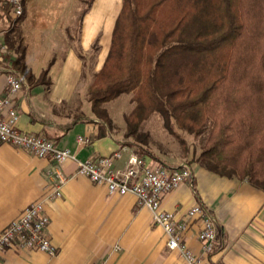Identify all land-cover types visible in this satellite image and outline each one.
I'll use <instances>...</instances> for the list:
<instances>
[{
    "label": "trees",
    "instance_id": "trees-1",
    "mask_svg": "<svg viewBox=\"0 0 264 264\" xmlns=\"http://www.w3.org/2000/svg\"><path fill=\"white\" fill-rule=\"evenodd\" d=\"M24 17L13 19L0 5V23L11 22L2 65L31 92L48 81L47 71L36 80L11 55L10 32ZM95 77L91 110L107 127L112 120L104 105L134 94L129 136L157 114L173 135L175 126L206 135L190 165L264 191V0H123L107 60ZM138 155L158 161L150 151Z\"/></svg>",
    "mask_w": 264,
    "mask_h": 264
},
{
    "label": "crops",
    "instance_id": "crops-1",
    "mask_svg": "<svg viewBox=\"0 0 264 264\" xmlns=\"http://www.w3.org/2000/svg\"><path fill=\"white\" fill-rule=\"evenodd\" d=\"M90 7L75 21L84 54H90L99 40L98 34L92 35L88 31ZM27 14L28 0L21 22ZM75 22L73 19L60 26L63 37L68 40L75 39L74 34L70 35ZM87 35L92 36L86 44ZM69 53L75 55L73 51ZM96 53L101 55L98 48ZM81 55L75 56L77 66L73 70L66 68L62 72L67 71L63 75L67 81H53L54 93L68 94L72 85L84 76L82 64H79L84 56ZM107 57L103 61L101 56L97 57L99 70ZM4 68L0 65L1 93L6 90ZM54 77H62V74L55 73ZM38 89L31 92L23 89L15 98L21 131L56 140L59 148L71 150L80 160L109 156L125 149L116 167L127 166L135 152L110 134L107 125L97 118H86L73 124L76 120L46 115L36 108ZM70 125L72 128L64 134L63 129ZM79 137L87 143L80 144ZM144 157L149 164L159 163L149 156ZM191 166L192 181L166 194L162 200L163 210L175 213L180 220L185 219L189 209L196 204L210 210L216 223L217 240L209 264H264V191L248 181L220 176L196 163ZM57 172L66 178L61 188L62 197L45 202L51 220L47 233L57 248L56 255L10 249L0 253V264H186L167 248L164 231L153 224L151 211L140 207L135 196L109 194L106 186L78 175L73 160L57 164L50 158H38L3 143H0V233L30 204L43 201L55 189ZM200 228L201 223L196 220L185 235L187 245L198 255L202 251L197 237Z\"/></svg>",
    "mask_w": 264,
    "mask_h": 264
},
{
    "label": "rangeland",
    "instance_id": "rangeland-1",
    "mask_svg": "<svg viewBox=\"0 0 264 264\" xmlns=\"http://www.w3.org/2000/svg\"><path fill=\"white\" fill-rule=\"evenodd\" d=\"M89 6L92 11L87 19L90 28L88 31L92 35L98 34L99 40L90 54H84L79 44L78 24L75 21ZM122 6L123 0H28L27 18L16 24L14 30L10 32V41L13 45L11 55L14 59H21L36 80L47 71L48 83L38 86V95H35L38 96L35 101L39 111L53 118L68 121L80 118L96 119L91 110L89 91L95 83L96 74L100 71L97 68V57L99 59L101 56L103 61L110 51L113 29ZM73 19L75 28L70 31V35L72 37L74 34L75 39L68 40L63 37L64 32L60 26L63 22L71 23ZM10 27L11 22L5 20L0 25V35L4 37ZM92 35H87L86 44ZM97 48L101 52L100 56L96 53ZM70 51L75 55H69ZM79 51L84 55L83 60H79L84 76L72 85L68 94L54 93L53 81L68 80L63 76L67 71L62 72L66 68L73 70L77 66L74 58L78 54L80 56ZM55 73H61L62 77H54ZM134 96L122 95L104 105L112 120V127H108V131L118 138L122 145L130 147L136 154L150 151L158 158V164L169 167L189 164L194 155L201 153L206 135L201 137L189 135L175 126L177 137L165 128L163 119L157 114H152L142 121L137 134L129 136L127 118H132L136 108ZM181 140L186 142L188 152L183 148Z\"/></svg>",
    "mask_w": 264,
    "mask_h": 264
},
{
    "label": "built area",
    "instance_id": "built-area-1",
    "mask_svg": "<svg viewBox=\"0 0 264 264\" xmlns=\"http://www.w3.org/2000/svg\"><path fill=\"white\" fill-rule=\"evenodd\" d=\"M0 5L8 7L14 19L25 13L24 0H0ZM8 53L9 48L0 35V65ZM4 69L6 90L0 92V143L25 150L38 158H50L57 164L75 161L78 175L106 186L111 195H133L140 207L148 208L152 213L153 224L162 228L167 236V248L177 253L186 264H209L208 259L216 250L217 240L216 223L210 210L202 204H196L189 209L186 218L180 220L175 213L162 208L166 194L192 181L193 169L190 164L179 167L149 164L145 157L132 153L127 166L117 168L116 162L122 159L125 149L109 156L80 160L71 150L59 148L45 136L21 131L18 128L20 114L15 98L23 89V81L9 66L5 65ZM78 142L86 144L87 140L79 137ZM55 176V189L43 201L30 204L0 233V253L13 249L56 255L57 248L47 233L51 220L46 213L45 202L62 197L61 188L66 178L61 172ZM196 220L201 223L197 235L202 247L200 255L185 241L187 231Z\"/></svg>",
    "mask_w": 264,
    "mask_h": 264
}]
</instances>
